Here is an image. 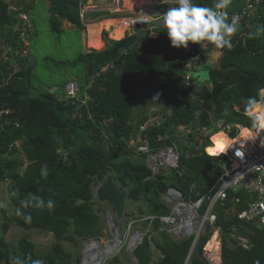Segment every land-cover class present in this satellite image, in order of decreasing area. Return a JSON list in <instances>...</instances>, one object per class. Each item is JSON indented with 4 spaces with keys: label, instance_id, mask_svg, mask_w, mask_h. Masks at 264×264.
<instances>
[{
    "label": "trees",
    "instance_id": "1",
    "mask_svg": "<svg viewBox=\"0 0 264 264\" xmlns=\"http://www.w3.org/2000/svg\"><path fill=\"white\" fill-rule=\"evenodd\" d=\"M14 1L16 11L11 12L10 5L0 0V20L9 25L15 23V14H27L32 8L31 4L23 5L26 0ZM41 1L49 4L52 31H60L63 20L83 30L79 0ZM194 2L199 6L212 5V0ZM248 3L254 0H232L226 11L228 15L241 14ZM253 6L248 16L240 19L238 32L231 38L230 50L216 49L211 44L204 47L193 44L200 53L216 50L217 55L203 62L196 72H204L197 78H205L203 84L196 80V85L189 90L179 76L181 68L170 62L175 51H170V41L162 29H158L161 35L156 38H148L147 34L138 36L135 32L120 40H111L101 51L84 54L80 61L86 65L84 76L87 80L82 91L79 86L75 98L60 100L50 90L36 89L31 82L33 68L27 56L14 62L20 70L5 84L3 80L11 71L0 66V110L10 111L0 118V178L8 181V195L15 207L12 218L0 208V223H14L28 231H46L59 241L73 244L100 235L102 229L100 217L94 210L97 201L93 187L95 181L102 180L108 172L113 182L125 191L128 201L145 205L144 210L138 209L140 213L168 214V207L159 200L168 185L184 195L188 192L187 184L195 185L200 194L207 192L223 172L225 157H209L203 149L181 144L178 145L180 177L171 173L170 184L162 175L147 179L151 172L139 162L144 157L135 155L128 144L149 114L145 109L134 117L133 112L141 94L153 100L159 93V98L153 101L172 110L168 124H188L196 115L204 123L208 113L226 122L250 126L249 118L243 113L244 100L257 97L258 90L264 88V34L249 37L258 26H264V0ZM107 33L103 31L104 38ZM6 39L7 46L23 47L15 36ZM106 64L114 66L100 72ZM93 73L100 74L91 78ZM190 93L196 97L190 99ZM168 124L145 135L150 138L151 146L155 145L154 136L165 133ZM44 165H47L46 177L41 175ZM23 166V173H18ZM29 194L45 200L52 198L55 207L52 210L22 208L21 202ZM227 197L224 207L218 205L214 210L215 226L223 235L221 264H256V261L264 264V225L237 218L251 194L229 190ZM17 209L22 215L16 214ZM204 209L205 205L200 212ZM25 215H31L30 223L24 221ZM140 225L147 228L148 224L142 222ZM231 234L248 239L250 248L237 246ZM211 235L207 226L187 264H209L202 250ZM147 240L150 254L151 249L157 254L155 264H184L193 237L174 240L161 231L159 222L155 221ZM15 246L10 247L0 237V264L14 263L17 258L24 264H32L35 260H42L43 264H67L68 254L59 244L44 254L36 253L34 244L27 238H20ZM75 264H80L79 258L75 259Z\"/></svg>",
    "mask_w": 264,
    "mask_h": 264
},
{
    "label": "built area",
    "instance_id": "2",
    "mask_svg": "<svg viewBox=\"0 0 264 264\" xmlns=\"http://www.w3.org/2000/svg\"><path fill=\"white\" fill-rule=\"evenodd\" d=\"M259 2L260 0H254V3H248L241 14L234 13L228 15V18L231 20L233 15H238L240 19L243 16H248L250 10L254 9L253 5ZM166 3L167 5L171 4V6H175L173 5V1H168ZM8 9L11 12L16 11L11 9L10 6ZM157 17L158 16H150L148 14L129 17L125 20L128 22L125 32L135 29L137 25H145L144 30L148 32L147 37L155 38L159 35L153 23ZM15 19V23L11 25L0 20V66H3L6 71H11L3 80V84L7 83L12 75L20 70V67L16 66L14 62L27 56L26 53L22 51L24 46L21 49H14L13 53H11V47L5 44V40H7L6 37L13 38L15 36L16 39L22 43L24 38L28 37L29 32L30 34L33 33L32 22H30V18L26 13L15 14ZM153 32H157L155 36L152 35ZM169 49L170 51H175V55L171 57L170 62L181 68L179 76L185 88L189 90L194 86L195 82L193 75L189 79L185 77V73L191 72L194 74L202 66L203 62L207 60L209 53H200L191 43L186 49H177L171 46ZM12 55L14 57H11ZM113 66V64H106L101 69V72ZM99 74L100 73H95L94 76L97 77ZM64 90L66 99L75 98L79 92V84L75 81H70L66 84ZM189 97L190 99H194L196 96L194 93H190ZM232 109L237 111L236 106H233ZM9 112V110H0V118ZM171 115L172 111L170 110L165 112L156 111L149 115L145 121L138 125L134 140H129L130 142L128 144V147L134 151L135 155L144 157L139 160V162L143 163L151 172V175L147 179H152V177L156 175H162L169 184L171 182L169 180L171 173H175L177 177H180L178 167L181 153L177 151L176 147L183 144L188 147L192 146L196 149H203L205 152V147L207 143H209L210 135L218 130L216 127L217 121L223 120L207 113L208 118L204 123H201L199 121V116H196L189 125H173L167 123ZM224 123L225 126L229 124L232 125L229 134L236 140L240 132V128L237 126H243L226 121H224ZM166 124H168L166 132L157 133L154 136L155 145L151 146L150 138L145 135ZM15 126L18 127V124H15ZM236 147H238V145ZM234 151L235 147L226 154H222L225 157L222 161L224 170L207 192L200 194L195 185L187 184L188 192L184 195L177 188L168 185L159 197L160 202L168 207V214H141L137 211L130 214L134 225L142 222L148 224L144 232L134 231L132 235L136 233L140 237H143L144 234L149 233L151 230L152 223L157 221L160 224V230L165 231L172 236L174 240H184L193 237L195 246L198 238L204 233L207 226L210 227L212 233L216 229H219L215 226L216 214L214 210L218 205L221 208L224 207L228 200L227 192L229 190L233 192L242 190L247 194H251V198L245 202L244 209L237 214V218L245 222H256L264 225V132H261L260 136L254 142L246 144L245 148L242 149L244 152L242 159L236 157ZM203 205H205V209L201 213L200 211ZM108 213L111 215L108 214L107 220L108 222H112V217L114 216L112 214L113 212ZM115 220L121 223V219L116 218ZM112 231L114 235L113 239L118 237L121 240L120 245L115 249L120 252L126 239L117 231L116 227H114ZM231 237L234 239L237 246L243 249L250 248V243L245 237L233 234H231ZM88 242L94 243L93 240H87V243ZM85 250L81 264H89V259L88 256L85 255ZM154 255L155 251L151 249V258H153ZM188 259L185 264H187ZM105 262L106 259L102 261V264H105Z\"/></svg>",
    "mask_w": 264,
    "mask_h": 264
},
{
    "label": "rangeland",
    "instance_id": "3",
    "mask_svg": "<svg viewBox=\"0 0 264 264\" xmlns=\"http://www.w3.org/2000/svg\"><path fill=\"white\" fill-rule=\"evenodd\" d=\"M2 1L7 2V4L10 5L11 9L16 10L17 5L14 0ZM79 1L82 4L80 6L79 16L81 24L83 25V30H79L72 24L63 20L61 21V30L58 32L52 31L51 29L50 14L48 12V2L41 0H26L23 2V5L31 4L32 6L31 10L28 11L27 15L30 18V22H32L33 33L30 34L29 32L28 37H25L22 41V44L24 46L22 48V51L26 53L27 58L30 60V63L33 68L31 73V82L36 89L50 90V92L56 94L57 98L60 100L66 99V97H64V89L66 84L70 81L77 82L80 86V91L83 90L85 81L87 80L84 76L86 73V65L82 64L80 58L84 54L89 53L91 51L103 50L106 45H109L111 43V41H109L110 38H119L121 35L125 34V28L128 26V22L125 21L126 27L123 25L124 23L122 24V22H120V25H123L124 27H120V29L116 31L114 29L115 27L113 26H107V28L105 27L104 29V25L109 21L111 22V20H108L107 18H110L112 16H118V14H112L111 12L102 13L99 12L100 10L97 11L99 13H95V9H92L93 11H89V8H85L84 0ZM158 1L160 0H144V11L147 12L145 13L144 11L138 8L140 7L141 1L137 0L136 4H134V13H131V15H151V12L149 13V11L154 7L158 6V4H156ZM156 10H159V8ZM101 23L102 25H100ZM92 26L96 27L95 34L87 33L88 27L92 28ZM104 30H107L108 32L106 34L108 36H106L105 38L103 35ZM111 31L112 33L109 35ZM129 32H132L133 34L137 32V35L142 37L148 34L147 30L141 31L131 29L130 31L126 32L125 35H128ZM113 33L118 34L113 35ZM91 35H93V40L89 41V36ZM10 47L11 53H13L14 47ZM208 55L209 57L206 60L207 62L209 60H213V58L216 57L217 51H211ZM11 57L14 56L12 55ZM202 73L204 72L200 71L198 72V74L195 72L193 74L194 79L202 82L205 78L200 77L199 79H197L199 76L202 75ZM90 76L92 78V76H94V73ZM200 84H203V82ZM139 97L140 102L137 103L133 112L134 117L138 116L141 113V110L146 109V112L149 113L150 111L156 108L153 104L154 101L152 102L151 98H149L148 96L141 94ZM85 101L86 100H83V102ZM176 149L177 151L180 150L179 147H176ZM19 154L21 155L20 149ZM24 169V166L19 168L18 173L22 174ZM112 177L113 176L109 172L105 173L102 180L95 181L97 183H95L96 185L93 187V191L98 185H100L101 182L104 181V179H112ZM7 186L8 181H3L0 178V202L7 205V207L4 208V211L6 212L5 215L9 218H12V216H15V207L13 206L11 198L8 195ZM140 206L143 210L145 209V205L142 202H140V204L138 205V203H133L126 199L124 215L120 221L121 223L116 222V217L114 216L112 217L113 223H108V214L111 215L108 212L112 213V211L106 203H101L97 201V205L95 206L94 210L100 217L99 225L102 229V232L100 235L93 237L95 242H97L94 247H91L93 251L92 257L95 261H98L100 263L102 262L103 259H101L99 256L104 254L107 251V248L112 244V229L116 227L117 231L122 236H124L126 240L124 242V245H122V249L120 252H118V250H114L111 255L105 257V264H136L135 260L131 256L130 250L133 249V247L139 243L141 238L138 234L134 233L132 235V233L134 231L142 232V228L139 224L134 225L132 223V218L130 216H127V214L130 215L134 211H138V207ZM0 226V237H3L12 248H16L15 244L17 240H19L20 238H27L30 242L34 244L35 252L38 254H44L45 252L50 250L53 245L59 244L68 254V258L66 259L67 264H75L76 258H79L80 262L82 261L87 243L85 239L76 241V243L73 244L68 241H59L55 238L54 235L46 231L39 232L38 230L28 231L20 229L19 227L15 226L14 223L1 222ZM216 233L218 234L217 242L219 245V260H216L215 256L210 255V253L206 251V245L202 250L203 258L207 260L209 264H221V245L223 240L221 230L216 229L215 231H213L210 239ZM118 241V244L120 245V238H118ZM115 256L117 260L114 259ZM156 257L157 254L154 255L153 259H155ZM116 261L118 262L116 263Z\"/></svg>",
    "mask_w": 264,
    "mask_h": 264
},
{
    "label": "clouds",
    "instance_id": "4",
    "mask_svg": "<svg viewBox=\"0 0 264 264\" xmlns=\"http://www.w3.org/2000/svg\"><path fill=\"white\" fill-rule=\"evenodd\" d=\"M231 2L232 0H212L211 6H199L194 2V0H173V5L175 6L168 7L167 11L164 12L163 14H158L157 19L153 21V23L157 28L156 31L158 33H159L158 29H162V32L166 33L164 36L168 38V40L170 41V46L172 48L186 49L191 43L198 45L200 47H204L206 46V44H211L216 49L227 48L230 50L232 48L231 38L233 37V35H235L238 32L239 20H240V17L238 15H233L231 20L229 21L228 13L226 9L229 6V4H231ZM99 12H95V13H99ZM155 22H159V23H155ZM126 32L124 33L126 34ZM157 32H153L152 35L155 36ZM125 34H123L122 38L126 36ZM131 34L133 33L129 32L128 35ZM261 34H264V26H258L254 33L249 34V37L250 38L259 37ZM159 35L161 34L159 33ZM192 75L193 74L191 72L185 73V77L189 79L192 77ZM194 82H195L194 85H196L197 82L195 79ZM159 95L160 94L157 93L153 97V100H157L159 98ZM153 104L156 108L150 111L148 113L149 115L153 114L156 111H162V112L169 111L165 109L161 104L155 101L153 102ZM243 113L246 117L249 118L250 126L248 127L237 126L238 128H240L239 140H234L233 137L229 134L232 125L229 124L225 126L223 120L217 121L216 127L218 130L210 135L209 143L205 147V153L207 156L219 157L222 154H226L229 150H232L235 147L234 155L238 158L241 159L243 158L244 152L242 151V149L245 148L246 144H248L249 142H254L260 136L261 132H264V88L258 90L257 97H248L244 100ZM172 115L169 117V119L172 117ZM169 119L167 123L169 122ZM191 122H189L188 124H177V125H189ZM130 140H134V138H131ZM237 145L238 147H236ZM41 175L44 177L47 176V165L41 167ZM116 187L120 191L125 192L118 185H116ZM93 195H94V191H93ZM126 199H127V195H126ZM139 204L140 203L138 202V205ZM5 207H7V205L0 202V208H5ZM21 207L25 209L47 208L48 210H52L55 207V201L52 198L45 200L43 197L39 195L29 194L21 202ZM139 208H141V206L138 207V209ZM16 214L18 216L22 215L19 209H17ZM141 214H148V213L144 212ZM23 218L26 223H30L32 219L31 215H25ZM140 227L142 228V232L146 230V228H143L141 225ZM147 234L148 233L144 235L147 237ZM85 240L86 241L93 240L94 243H97L95 242L93 237L86 238ZM148 249H149V245H148ZM132 250L133 249H131L130 252ZM152 261L155 264V259L152 258ZM14 264H24V262L21 259L17 258ZM32 264H43V261L35 260L32 261ZM256 264H259V261H256Z\"/></svg>",
    "mask_w": 264,
    "mask_h": 264
},
{
    "label": "water",
    "instance_id": "5",
    "mask_svg": "<svg viewBox=\"0 0 264 264\" xmlns=\"http://www.w3.org/2000/svg\"><path fill=\"white\" fill-rule=\"evenodd\" d=\"M156 23H159V22H156ZM135 29L144 30L145 25H137ZM94 196L96 197L98 202L106 203L110 207L111 211L113 212L114 217L118 219L123 218L124 206H125V201H126V193L120 191L116 187L112 179H106L103 182H101L100 185H98L96 189H94ZM193 248H194V242L191 246L190 252L186 259L189 258ZM131 256L135 260L136 264H154L150 256V252L148 249V240L145 235H143L140 243L131 251Z\"/></svg>",
    "mask_w": 264,
    "mask_h": 264
},
{
    "label": "crops",
    "instance_id": "6",
    "mask_svg": "<svg viewBox=\"0 0 264 264\" xmlns=\"http://www.w3.org/2000/svg\"><path fill=\"white\" fill-rule=\"evenodd\" d=\"M166 2H168V1H166ZM166 2H164L163 0L158 1L156 3V4H158V6L154 7L155 9L153 8L149 11V13L151 12L150 16H153V14H154V16H158V14H161V13L167 11L168 7H171V4L167 5ZM93 4L96 5V6H94L95 7L94 12H97L98 10H100V11H102V13L111 12L112 14H118V16H115V17L112 16L110 18H107L108 20H111V22L109 21L108 23H106L103 27L104 29H105V27L107 28V26H109V27L113 26V27H115L114 29L116 31V30L120 29V27H124V26L126 27L125 23L127 21L125 22V20H127V18H129V17H132L133 15H131V13H134L133 11H128L127 7H129V1H127V0L125 1V3H124V0H103V1L102 0H86V2L84 3L85 8L87 7V5L91 6ZM158 8H159V10H156ZM92 9H94V8H89V11H93ZM145 13H147V12H145ZM140 15H142V14H140ZM120 22H122V24L124 23L123 24L124 26L120 25L121 24ZM126 28H125V30H126ZM111 33H112V31L109 33V35ZM116 34H118V33H113V35H116ZM122 37H123V35H121L119 38L113 37V38H110L109 41H111L113 39L118 40Z\"/></svg>",
    "mask_w": 264,
    "mask_h": 264
},
{
    "label": "bare ground",
    "instance_id": "7",
    "mask_svg": "<svg viewBox=\"0 0 264 264\" xmlns=\"http://www.w3.org/2000/svg\"><path fill=\"white\" fill-rule=\"evenodd\" d=\"M103 1V0H102ZM125 1L126 0H124V3H125ZM127 1H129V7H127L128 8V11H133L134 12V4H136V1L137 0H135V2H134V0H127ZM141 1V3H140V7H138L139 9H141L142 11H144V0H140ZM164 2H166L167 0H163ZM168 1H173V0H168ZM138 3V2H137ZM95 5V4H94ZM94 5H91V6H89V5H87L88 7H86V8H94L95 9V7H94ZM96 6V5H95ZM137 8V9H138ZM87 10V9H86ZM136 10V9H135ZM84 12V11H83ZM145 12V11H144ZM100 25H102V23L100 24ZM95 29H96V27H94V26H92V28H89L88 27V31H87V33H89V34H95ZM121 39V38H120ZM120 39H118V40H120ZM93 40V35H91V36H89V41H92ZM240 139V135H239V137L236 139V140H239ZM109 223V222H108ZM112 223H113V221H112ZM109 228H110V226H109ZM117 235V234H116ZM217 237H218V234L216 233V234H214L213 235V237L208 241V243L206 244V247H205V249H206V251L208 252V253H210V255H213V256H215V258H216V260H219V255H218V249H219V245H218V242H217ZM118 241V237H115L113 240H112V244L107 248V251L104 253V254H102V255H100L99 257L101 258V259H105V257H107V256H109V255H111L112 254V252L119 246V241ZM97 243H93V242H88L87 244H86V250H85V255L86 256H88V259H89V264H102V262L100 263V262H98V261H95L94 259H93V257H92V249H91V247H94L95 245H96ZM136 246V245H135ZM135 246L133 247V249L135 248ZM117 253V252H116ZM116 253H114V254H116ZM114 256V255H113ZM102 260V261H103Z\"/></svg>",
    "mask_w": 264,
    "mask_h": 264
}]
</instances>
